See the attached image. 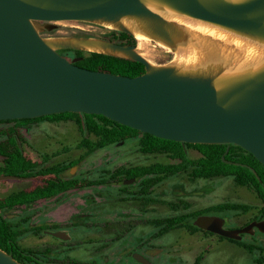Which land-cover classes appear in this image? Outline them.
<instances>
[{
	"label": "water",
	"instance_id": "1",
	"mask_svg": "<svg viewBox=\"0 0 264 264\" xmlns=\"http://www.w3.org/2000/svg\"><path fill=\"white\" fill-rule=\"evenodd\" d=\"M162 1L190 16L264 36V0ZM125 15L160 19L142 0H0V120L64 112L100 114L164 139L235 144L264 164V71L217 89L212 78L179 75L171 67L152 68L136 45L102 38L113 50L129 54L122 57L143 63L145 72L131 77L91 70L76 64L80 58L60 52L80 49L52 48L34 25ZM226 153L223 160L228 162ZM254 226L264 231V221L241 230H226L213 221L208 225L232 238ZM0 264L22 263L0 248Z\"/></svg>",
	"mask_w": 264,
	"mask_h": 264
},
{
	"label": "rangeland",
	"instance_id": "2",
	"mask_svg": "<svg viewBox=\"0 0 264 264\" xmlns=\"http://www.w3.org/2000/svg\"><path fill=\"white\" fill-rule=\"evenodd\" d=\"M34 25L42 37L49 39H105L107 33L118 30L94 21L81 20L36 22ZM187 38L186 34L183 39ZM134 39L139 53L157 68L174 61L178 46L184 44L183 41L177 42L168 49L154 39L143 42L135 36ZM197 76L211 78L203 74ZM85 135L86 132H82L73 119H68L45 120L30 128L22 127L20 134L15 137L18 147L37 168L65 164L68 168L64 177L79 181L77 186L59 195L0 209L6 220L18 224L17 229L21 232L19 243L22 247L47 251L54 260L77 259L81 262L94 261L96 264H117L118 255L111 251L102 252L103 246L97 252L90 243L101 242L102 234L125 232L135 226H138L137 232L154 231L149 223L154 218H159V223L166 217L177 221L217 203L250 206L249 211H243L238 217L239 222L243 223L255 216L264 205L253 188L237 184L232 176L193 178L189 173L182 172L154 183L156 175L151 174L145 177L153 181L146 192L140 191L142 178L112 181L108 172L122 166L177 161L165 154L143 152L139 148L138 139L88 152L86 148L79 147ZM188 155L190 158H197L201 154L192 147ZM3 161L0 156V165H3ZM52 177H55L54 174L11 175L0 179V200L44 186ZM134 218L137 223L133 222ZM159 225L158 231H161L162 227ZM172 232L173 234L160 239L159 244H167L175 239V249L179 248L180 251L171 259L176 263L177 258L181 260L180 264L191 263L202 249L211 247L213 249L208 256V264H234V253L241 251L237 245L217 236L207 239L200 235L190 236L187 229L179 227V224L173 227ZM55 233H60L61 236ZM251 246L258 248L254 242ZM226 251L232 253L228 254Z\"/></svg>",
	"mask_w": 264,
	"mask_h": 264
},
{
	"label": "trees",
	"instance_id": "3",
	"mask_svg": "<svg viewBox=\"0 0 264 264\" xmlns=\"http://www.w3.org/2000/svg\"><path fill=\"white\" fill-rule=\"evenodd\" d=\"M105 39L124 44H134L133 34L121 30L107 33ZM62 51L67 52L63 54ZM66 57H78L76 64L91 70L107 71L110 73L138 76L145 72V65L133 59L106 54L101 52H86L84 50H60ZM73 119L82 132H86L79 147L94 152L112 144L123 143L128 140L138 139L139 148L145 153H161L177 162H158L150 165L122 166L108 172L112 181L121 182L122 178L143 179L141 192H146L153 183L145 177L154 174V183L161 182L164 178L178 173H189L193 178H213L216 176H232L239 185L253 188L263 200L264 204V164L252 153L235 144H200L186 143L156 137L150 133L139 131L127 125L118 123L104 115L89 113L64 112L50 114L36 118L0 120V156L3 165H0V174L14 176H32L37 174H54L44 186H39L30 191L12 194L0 200V209L12 208L17 204L32 203L43 198L59 195L78 185L77 179L64 177L68 166L59 164L37 168V165L28 159L23 150L16 144V139L22 127L30 128L45 120L59 121ZM196 148L200 152L197 158H190L188 151ZM229 151L226 153V150ZM225 159L223 160V155ZM106 177V176H103ZM233 208L240 211H249L250 206L239 203H221L199 210L198 213L213 212ZM264 219V205L257 214ZM182 222L167 219L158 223L161 232L171 230ZM18 224L6 220L0 212V248L13 255L22 264H58L47 251L33 250L22 247L19 243L21 232Z\"/></svg>",
	"mask_w": 264,
	"mask_h": 264
},
{
	"label": "bare ground",
	"instance_id": "4",
	"mask_svg": "<svg viewBox=\"0 0 264 264\" xmlns=\"http://www.w3.org/2000/svg\"><path fill=\"white\" fill-rule=\"evenodd\" d=\"M227 1L239 3L245 0ZM142 2L157 13L160 19L125 15L115 20L97 19L94 22L112 29L127 28L140 42L154 39L167 48L183 41L184 44L178 46L175 60L164 67L173 68L179 75L211 76L217 89L264 71V36L190 16L162 0ZM186 34L188 38L184 40ZM44 40L54 49L70 45L90 52L129 56L124 51L113 50L105 41L97 38ZM136 51L140 52L139 47ZM216 65L221 67L220 70L214 67ZM151 66L157 68L153 64Z\"/></svg>",
	"mask_w": 264,
	"mask_h": 264
},
{
	"label": "flooded vegetation",
	"instance_id": "5",
	"mask_svg": "<svg viewBox=\"0 0 264 264\" xmlns=\"http://www.w3.org/2000/svg\"><path fill=\"white\" fill-rule=\"evenodd\" d=\"M62 53L64 55L67 54L65 51H62ZM218 204L221 203L214 205ZM198 211L192 212L190 216H185L181 220H177L178 222H182L179 224V227H185L188 235H200L205 239L217 236L220 239L237 245L241 251L234 253V264H264V231H261L258 227L254 226L248 232L236 233L239 236L238 238L221 235L210 230L208 227L209 223L213 221L218 222L226 230H241L255 221H264V219L253 216L241 223L238 217L242 215L243 211L240 213V210L233 208L205 213H198ZM167 219H170V217H166L164 220ZM133 222L137 223V219L134 218ZM149 223L154 231L137 232L138 226H135L132 227V230H126L125 232L102 234L103 238L100 239L101 242L94 241L90 243L89 241L88 244L90 243L97 252L100 249L99 247L103 246L102 252L111 251L115 255H118L117 264H175L176 262L172 261L171 258L176 252L180 251L179 248L178 250L175 249V239L173 242L167 244H159L160 239L173 234V228L166 232L158 231L159 218H154ZM252 242L257 245V249L251 246ZM76 244L77 246L79 245V243ZM212 249L211 247H205L196 256L194 261L188 264H208L207 259ZM226 253L231 254L232 251H226ZM56 261L58 264H96L94 261L81 262L77 259L58 258ZM180 261L177 258L176 264H180Z\"/></svg>",
	"mask_w": 264,
	"mask_h": 264
}]
</instances>
